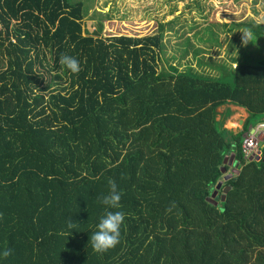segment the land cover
<instances>
[{"label":"trees","instance_id":"1","mask_svg":"<svg viewBox=\"0 0 264 264\" xmlns=\"http://www.w3.org/2000/svg\"><path fill=\"white\" fill-rule=\"evenodd\" d=\"M83 9L0 0V253L12 249L0 264H264V146L259 162L241 153L264 120V60L232 62L228 83L160 71L161 33L105 39L83 29ZM250 30L264 42V24ZM41 70L69 84L51 91ZM226 105L248 114L241 131L224 128L228 112L217 120ZM109 180L117 209L98 200ZM106 211L125 220L97 253Z\"/></svg>","mask_w":264,"mask_h":264},{"label":"rangeland","instance_id":"2","mask_svg":"<svg viewBox=\"0 0 264 264\" xmlns=\"http://www.w3.org/2000/svg\"><path fill=\"white\" fill-rule=\"evenodd\" d=\"M81 1L83 29L97 31L108 39L120 36L145 37L162 34L163 52L158 69L174 66L180 72L189 68L193 74L222 81L231 79L233 63L246 60L255 65L264 60V42L241 44V31L251 25L264 24V0H72ZM260 49V50H259ZM251 58L248 60L246 56ZM6 59L0 56V71ZM39 67H37L38 69ZM223 70V71H222ZM47 84L54 82V73L41 70ZM54 83L51 91L59 92L69 84ZM230 106L217 109L220 114ZM225 119L227 130L241 128L237 119ZM241 112V111H240ZM219 117H217L218 119ZM261 121V120H260ZM261 148L264 142L260 144ZM228 174L236 171L230 168ZM225 179H221L220 184ZM221 186V185H220Z\"/></svg>","mask_w":264,"mask_h":264},{"label":"clouds","instance_id":"3","mask_svg":"<svg viewBox=\"0 0 264 264\" xmlns=\"http://www.w3.org/2000/svg\"><path fill=\"white\" fill-rule=\"evenodd\" d=\"M253 41H257L256 37L254 36V33L250 29H243L241 31V44L242 46H247L248 44H253ZM59 63L63 65L66 69H68L72 73H78L80 71V62L79 60L71 55L68 54H62L59 60ZM237 68L238 65L234 64ZM234 67V69H235ZM232 70V69H231ZM38 90V89H37ZM39 91V90H38ZM264 123V120L261 122H258L256 125L251 127L248 132L242 135V140L244 138V135L248 133H254V129L257 125ZM252 131V132H251ZM243 142V141H242ZM264 139L260 142L263 143ZM259 144L258 154L253 159L245 160L252 162L259 158L260 161L262 159L261 155V146ZM242 145V144H241ZM242 153V152H241ZM243 155V154H242ZM244 157V156H243ZM234 158V157H233ZM230 177L232 176L231 173ZM226 174L224 176H227ZM229 177V178H230ZM109 191L107 194H102L100 197H98V200L100 203H102L105 206H108L112 209H117L120 207V200H121V194L118 191L117 184L114 180H109ZM125 220V215L121 211H106V213L100 218L99 223L97 224V230L91 235V246L93 251L97 253H103L105 251H108L115 246H117L120 242V228ZM67 225L69 228H73L77 226V223H73L70 220H67ZM4 258L9 257L12 255V249L8 248L5 249L2 253H0Z\"/></svg>","mask_w":264,"mask_h":264},{"label":"built area","instance_id":"4","mask_svg":"<svg viewBox=\"0 0 264 264\" xmlns=\"http://www.w3.org/2000/svg\"><path fill=\"white\" fill-rule=\"evenodd\" d=\"M264 139V123L257 125L254 133L244 135L241 152L246 160L253 159L258 154L259 144Z\"/></svg>","mask_w":264,"mask_h":264},{"label":"crops","instance_id":"5","mask_svg":"<svg viewBox=\"0 0 264 264\" xmlns=\"http://www.w3.org/2000/svg\"><path fill=\"white\" fill-rule=\"evenodd\" d=\"M226 106H230V105H226ZM224 107V106H223ZM222 108V107H221ZM233 110H237V111H239V113H240V115L241 116H243L242 118H240V119H237V123L239 124V122L240 121H242V125L241 124H239V125H241V126H243V124H244V121L246 120V118L248 117V114L246 113V111L245 110H242V109H239V108H236V107H233V106H230V108H229V110H226L225 112H228V117L226 118V119H230V120H234V117H235V113L233 112ZM241 111V112H240ZM217 112H218V110H217ZM224 112V113H225ZM223 113V114H224ZM223 114H220L219 112H218V117H220V115H223ZM235 114V115H234ZM224 118H225V116H224ZM219 119V118H218ZM217 119V120H218ZM233 132H238V131H241L242 130V127L241 128H237V129H231Z\"/></svg>","mask_w":264,"mask_h":264},{"label":"water","instance_id":"6","mask_svg":"<svg viewBox=\"0 0 264 264\" xmlns=\"http://www.w3.org/2000/svg\"><path fill=\"white\" fill-rule=\"evenodd\" d=\"M217 114H218V112H217ZM239 124L242 125V121H240ZM251 132H252V131H251ZM226 161H227V159L224 160L223 165H228V166L231 167V166H232V163H233V156L230 157L228 163H226ZM259 161H260L259 158H257V159L255 160V162H259ZM222 171H223V170H222ZM229 177H230V174H228V175L225 177V179H228ZM220 185H221V184L219 183L218 187H219ZM215 195H216V192L213 194V196H215Z\"/></svg>","mask_w":264,"mask_h":264}]
</instances>
